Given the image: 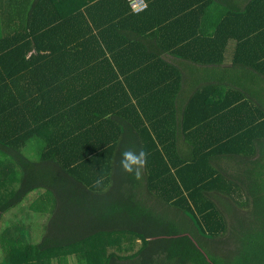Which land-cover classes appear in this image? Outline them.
Segmentation results:
<instances>
[{"label": "trees", "instance_id": "trees-1", "mask_svg": "<svg viewBox=\"0 0 264 264\" xmlns=\"http://www.w3.org/2000/svg\"><path fill=\"white\" fill-rule=\"evenodd\" d=\"M145 1L0 0V264H264V0Z\"/></svg>", "mask_w": 264, "mask_h": 264}, {"label": "clouds", "instance_id": "clouds-1", "mask_svg": "<svg viewBox=\"0 0 264 264\" xmlns=\"http://www.w3.org/2000/svg\"><path fill=\"white\" fill-rule=\"evenodd\" d=\"M146 158V152L125 150L121 153L120 166L124 172L134 174L139 179L140 169L143 168Z\"/></svg>", "mask_w": 264, "mask_h": 264}, {"label": "rangeland", "instance_id": "rangeland-1", "mask_svg": "<svg viewBox=\"0 0 264 264\" xmlns=\"http://www.w3.org/2000/svg\"><path fill=\"white\" fill-rule=\"evenodd\" d=\"M38 193H39V192H36V193L31 194V195L27 198V200H26V202L23 204V206L19 207V210H20V211H26V212H28V211H27V207L31 204V202L33 201V199L36 198V197L38 196ZM23 215H24L23 213H22V214H19L18 218H16V219H17V220H22V219L24 218ZM5 218H7V219H6L5 221H3L2 223H0V231H3V229L7 226L6 224L9 223L8 220H10V221L12 220V219H9V218H13V219H15V215H14L13 213H9V214H6V215H5ZM24 222H27V220H25ZM28 223H31V222L29 221ZM28 223H26V224H28ZM33 239L36 241V237H35V236H33ZM37 240H39V239H37ZM137 241H138V240L134 239V242H135V243H137ZM139 242H140V240H139Z\"/></svg>", "mask_w": 264, "mask_h": 264}, {"label": "built area", "instance_id": "built-area-1", "mask_svg": "<svg viewBox=\"0 0 264 264\" xmlns=\"http://www.w3.org/2000/svg\"><path fill=\"white\" fill-rule=\"evenodd\" d=\"M131 7L135 13H141L148 7L145 0H129Z\"/></svg>", "mask_w": 264, "mask_h": 264}, {"label": "crops", "instance_id": "crops-1", "mask_svg": "<svg viewBox=\"0 0 264 264\" xmlns=\"http://www.w3.org/2000/svg\"><path fill=\"white\" fill-rule=\"evenodd\" d=\"M218 93H220V92H218Z\"/></svg>", "mask_w": 264, "mask_h": 264}]
</instances>
